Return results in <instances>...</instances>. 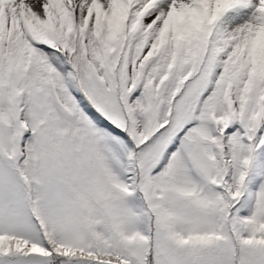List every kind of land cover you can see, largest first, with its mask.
<instances>
[{
	"label": "snow or ice",
	"instance_id": "obj_1",
	"mask_svg": "<svg viewBox=\"0 0 264 264\" xmlns=\"http://www.w3.org/2000/svg\"><path fill=\"white\" fill-rule=\"evenodd\" d=\"M0 264H264V0H0Z\"/></svg>",
	"mask_w": 264,
	"mask_h": 264
}]
</instances>
